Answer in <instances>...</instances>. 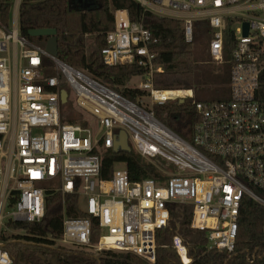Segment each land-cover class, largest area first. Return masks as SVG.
Wrapping results in <instances>:
<instances>
[{
	"label": "built area",
	"instance_id": "built-area-1",
	"mask_svg": "<svg viewBox=\"0 0 264 264\" xmlns=\"http://www.w3.org/2000/svg\"><path fill=\"white\" fill-rule=\"evenodd\" d=\"M14 1L13 24L0 22V237L6 207L12 208L8 222L38 224L45 217L46 196L60 193L78 196V208L84 198L87 214L63 216L59 244L64 247L134 254L152 263L157 236L182 215L178 208L186 207L189 228L206 234L208 249L234 253L251 205L264 218V0H134L159 19L180 22L187 44L193 43L194 25L207 22L211 61L229 67L226 98L192 103L191 141L159 122L153 107L191 99L193 92L178 97L167 95L178 91L153 86L160 70L150 48L157 39L141 23L131 22L126 10L112 12L113 27L100 56L107 68L144 70L133 79L137 84L123 87L145 93L135 101L20 36L21 1ZM47 60L55 76H47L52 70ZM61 84L68 86L67 102L94 125L60 121ZM120 132L161 179L133 182L122 164L110 180L99 178L101 153L114 147ZM3 245L0 239V264H13ZM173 247L181 264H189L178 237ZM257 255L256 249L247 258L253 261Z\"/></svg>",
	"mask_w": 264,
	"mask_h": 264
},
{
	"label": "trees",
	"instance_id": "trees-1",
	"mask_svg": "<svg viewBox=\"0 0 264 264\" xmlns=\"http://www.w3.org/2000/svg\"><path fill=\"white\" fill-rule=\"evenodd\" d=\"M18 8V32L31 43L45 48L47 38H33L28 35L37 29L55 31L57 37V58L69 68L84 71L100 84L112 88L126 99L135 101L144 97L140 91L124 90V86L134 78L142 77L144 70L136 65L107 68L103 65L100 50L105 45V35L113 27L115 10H126L131 22L141 23L157 43L150 48L155 55L153 65L160 72L153 75V86L166 91L191 90V99L167 102L163 106H154L155 118L171 130L180 139L191 141L192 128L196 123L193 102H213L209 96L219 92L213 85L214 67L210 63L209 42L212 32L207 22L194 25L192 44L184 40L180 22L166 18H157L143 11L134 0H96L95 8L82 9L76 0H20ZM13 0H0V22L10 23ZM94 36L93 45L86 48V39ZM228 59V58H227ZM48 67L52 66L46 61ZM54 76L53 71H46ZM229 67L226 65L222 85H228ZM228 88V87H227ZM61 90H66L60 85ZM225 90V89H224ZM228 91H225L226 98ZM220 100V99H217ZM215 100V101H217ZM72 103V102H67ZM66 103V104H67ZM62 107V106H61ZM63 108V107H62ZM62 123L79 124L76 119L62 118ZM86 126L87 124L82 123ZM129 151L106 150L101 153L100 177L110 180L117 164H122L133 182L161 179L158 171L145 163L129 144ZM45 203V217L40 223H11L6 226L13 231L24 233L11 240L0 237L4 242L3 250L8 251L13 264H181L173 247V238L178 237L187 248L189 264H264V218L263 212L251 205L243 224L242 239L237 250L228 254L208 249L204 232L189 228L191 212L179 207L181 216H175L166 231L156 240L154 262L134 255L116 252L92 253L81 249H71L59 244L62 237V218H85L87 214L78 208V196L62 197L60 193L48 194ZM92 242L98 239L96 222H92ZM259 256L248 260L255 250Z\"/></svg>",
	"mask_w": 264,
	"mask_h": 264
},
{
	"label": "rangeland",
	"instance_id": "rangeland-1",
	"mask_svg": "<svg viewBox=\"0 0 264 264\" xmlns=\"http://www.w3.org/2000/svg\"><path fill=\"white\" fill-rule=\"evenodd\" d=\"M84 3H86L89 8H95L97 6V1L96 0H84ZM13 22H14V19H13V8H12L11 13H10V25H12ZM93 42H94V36H90L89 38L86 39V48H87V50H89L91 48V46L93 45ZM226 62H228L227 59H225V63ZM210 63H211V66L214 67V73H213V79H212L213 85H214L215 88H219V92H217L215 97L214 96H209V99L211 100V99L214 98L213 100L215 101L217 99H221L222 97H224L225 96V91L229 92V86H227L228 87L227 88L225 85H222L223 80L226 78V76H225L226 64H219L217 62L213 63L211 60H210ZM50 71H53L54 76L57 73V71H55L53 69V67H52V70H50ZM130 83L137 84L138 81L137 80H132V81H130ZM63 85H64V88L69 91L68 86L66 84H63ZM227 96H228V94H227ZM62 107L63 108L61 110V116L65 120L71 118L73 120L76 119V121L79 124L85 123V124H89V125L91 124V126L94 125V122L86 114L82 113L77 107H75L74 104L72 106V103H67V104L65 103ZM119 168H123V166L122 165L115 166V169H119ZM79 209L81 211L85 210V200H84V198L80 199ZM11 211H12V208L6 207L5 210H4V213H3L4 214V218L2 220V232H1V235H2V237H4V239H8V240H11L16 235H23L24 234V233L19 232V231H13L12 229H10V228H8L6 226V224L8 223V221L10 219L9 216H7V215Z\"/></svg>",
	"mask_w": 264,
	"mask_h": 264
},
{
	"label": "water",
	"instance_id": "water-1",
	"mask_svg": "<svg viewBox=\"0 0 264 264\" xmlns=\"http://www.w3.org/2000/svg\"><path fill=\"white\" fill-rule=\"evenodd\" d=\"M77 4L80 6L82 9H88V5L84 3V0H76ZM247 27L246 25L244 26V36L247 35ZM56 32L52 30H43V29H37L36 31H30L28 35L30 37L36 38H47V43L45 45V52L52 58H57V37L55 36ZM67 102V92L65 90H62L60 93V103L65 104ZM183 100H179V103L181 104ZM114 151H129V146H128V141L126 138V135L124 132H120L118 134L117 142L115 143L113 147Z\"/></svg>",
	"mask_w": 264,
	"mask_h": 264
},
{
	"label": "bare ground",
	"instance_id": "bare-ground-1",
	"mask_svg": "<svg viewBox=\"0 0 264 264\" xmlns=\"http://www.w3.org/2000/svg\"><path fill=\"white\" fill-rule=\"evenodd\" d=\"M191 94V92L189 90H181V91H178V92H174L173 94L172 93H167V95H175V96H189Z\"/></svg>",
	"mask_w": 264,
	"mask_h": 264
}]
</instances>
